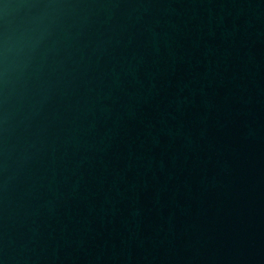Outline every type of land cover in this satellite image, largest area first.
Segmentation results:
<instances>
[{"label": "water", "instance_id": "1", "mask_svg": "<svg viewBox=\"0 0 264 264\" xmlns=\"http://www.w3.org/2000/svg\"><path fill=\"white\" fill-rule=\"evenodd\" d=\"M0 264H264V0H0Z\"/></svg>", "mask_w": 264, "mask_h": 264}]
</instances>
